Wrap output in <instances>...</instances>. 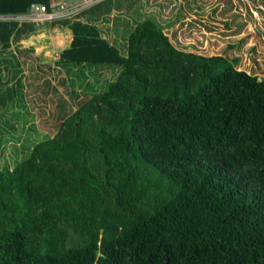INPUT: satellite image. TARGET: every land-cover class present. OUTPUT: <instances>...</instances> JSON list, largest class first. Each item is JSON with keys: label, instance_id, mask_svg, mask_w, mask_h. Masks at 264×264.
I'll return each mask as SVG.
<instances>
[{"label": "trees", "instance_id": "16d2710c", "mask_svg": "<svg viewBox=\"0 0 264 264\" xmlns=\"http://www.w3.org/2000/svg\"><path fill=\"white\" fill-rule=\"evenodd\" d=\"M51 1L0 0V12ZM91 9L43 25L0 22L15 65L0 72V102L25 94L20 75L9 86L17 37L45 26L71 34L60 67L121 69L0 170V264H264V77L224 52L181 49L151 20L128 32L123 55L79 20Z\"/></svg>", "mask_w": 264, "mask_h": 264}, {"label": "rangeland", "instance_id": "374dc122", "mask_svg": "<svg viewBox=\"0 0 264 264\" xmlns=\"http://www.w3.org/2000/svg\"><path fill=\"white\" fill-rule=\"evenodd\" d=\"M107 1L106 4L99 6L100 3L93 7L79 20L97 25L102 37L126 55L128 32L134 27V22L145 21L143 15L146 14V8L153 6V0H128L124 4H120V0ZM241 2L246 3L244 0ZM125 4H128V8L121 12ZM251 4L250 9L255 13L254 20L247 17L246 10V18L242 17L239 5L233 8V11L228 10L230 15L239 18L235 19V23L237 28H240L241 39L231 42L227 49L225 45L228 43L221 36L225 34L224 26H219L216 33L202 36L200 28L190 25L188 21V25L184 24L174 31L176 34L175 37L172 36V40L181 49L205 55H221L224 52L223 55L239 60V69L247 70L261 79L264 77V11L260 0L258 3L251 0ZM108 5V16L99 17L103 13L101 10ZM246 19L250 29L245 25ZM24 35L25 37H17L15 41L21 66H18V75L9 86H18V82H14L20 75L25 94L20 97L18 93L15 99L10 96L9 101L0 102V131L11 133V137L0 136V170L13 169L19 160L26 158L32 146L53 137L66 117L77 111L81 104L95 93L104 92L121 71L117 66L104 65L94 69L86 66L73 69L60 67L58 58L71 42L67 27L40 29L36 32H26ZM1 51L3 50L0 48V56L4 54ZM2 58L0 68L3 66L4 69H0V72L6 73L5 67L7 70L11 63L12 67H15L13 60L10 61L8 56ZM12 72L11 70L9 73Z\"/></svg>", "mask_w": 264, "mask_h": 264}, {"label": "crops", "instance_id": "0c3cea01", "mask_svg": "<svg viewBox=\"0 0 264 264\" xmlns=\"http://www.w3.org/2000/svg\"><path fill=\"white\" fill-rule=\"evenodd\" d=\"M127 1L128 0H120L119 2L120 4H124ZM244 1H246L247 4L242 3L241 0H153V6L146 8V14L143 15V17L146 18L145 20H151L155 22L171 37H175V32L181 26L184 24L188 25V21H190V25H195L200 28L199 32L202 34V36H208L206 34L216 33L219 31V26H224L225 29L223 31H225V34H221V36H223L224 41L228 43L225 45L227 46L231 44V42L239 41L241 39L239 35L240 28H237L235 23V19L239 18L234 15H230L228 10L233 11V8H237L239 5L241 7L238 9L241 10L240 13L243 14H241L242 17L246 18L244 14V10H246L247 17H249L250 20H254L255 18V14L252 12L253 9H250L251 5L253 6V4H251V0ZM106 3H108L107 0L102 2L99 6ZM110 5L101 10L103 13L99 17H105L106 15L108 16L106 12L108 11ZM127 8L128 4H125L121 8V12H124V9ZM113 11L116 13L115 10ZM247 21L248 19H246L247 24L245 25L248 29H250ZM136 24L137 23L134 22V27ZM49 26L50 28L45 26L43 30H52L54 27H62L52 25ZM233 38H235V40ZM14 48L15 46L13 49ZM12 54H14V51H8L3 55L10 58Z\"/></svg>", "mask_w": 264, "mask_h": 264}, {"label": "built area", "instance_id": "2783aa9c", "mask_svg": "<svg viewBox=\"0 0 264 264\" xmlns=\"http://www.w3.org/2000/svg\"><path fill=\"white\" fill-rule=\"evenodd\" d=\"M103 1L105 0H52L50 9L41 4H32L29 12L26 14L8 16L0 12V22L12 21L20 25L26 23L36 25H43L47 22L53 23L57 20L75 18ZM256 1L257 3L259 2V0ZM260 2H262V7H260L264 11V0H260ZM255 7L257 8L256 4Z\"/></svg>", "mask_w": 264, "mask_h": 264}, {"label": "clouds", "instance_id": "9594fccd", "mask_svg": "<svg viewBox=\"0 0 264 264\" xmlns=\"http://www.w3.org/2000/svg\"><path fill=\"white\" fill-rule=\"evenodd\" d=\"M254 13V12H253Z\"/></svg>", "mask_w": 264, "mask_h": 264}]
</instances>
